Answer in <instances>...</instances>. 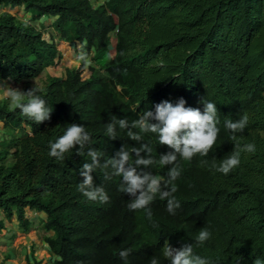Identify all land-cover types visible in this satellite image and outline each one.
I'll list each match as a JSON object with an SVG mask.
<instances>
[{
	"label": "trees",
	"instance_id": "1",
	"mask_svg": "<svg viewBox=\"0 0 264 264\" xmlns=\"http://www.w3.org/2000/svg\"><path fill=\"white\" fill-rule=\"evenodd\" d=\"M0 5L1 87L9 82L22 85V91L33 88L63 57L55 37L80 44L99 63L86 69L82 62L61 75L47 71L49 77L38 87L52 112L40 124L0 99V122L18 131L0 152V212L25 228L26 208L45 214L42 240L51 264H150L153 257L168 264L166 241L175 248L193 243L194 253L209 264L264 259V0H105L98 5L91 0H0ZM18 8L22 16L14 12ZM181 98L185 107L201 112V98L215 103L220 131L207 156L178 161L182 172L174 182L180 203L175 215L158 196L150 205L151 221L143 210L129 211L131 196L121 191V177L105 180L102 167L92 176L109 201L88 200L78 191L80 168L90 162L87 147L80 156L76 148L70 150L63 160L48 154L49 142L70 124L85 127L89 146L102 153L101 163L122 146L131 153L140 142L131 140L127 130L117 126L116 139L106 134L113 116L132 122L163 100L175 105ZM245 115L248 124L236 134L237 141L252 143L256 150L242 153L240 165L224 175L216 167L237 142L224 121ZM141 135L154 160L170 151L156 134ZM150 170L166 176L168 166L156 163ZM201 228L211 237L197 245ZM124 249L129 250L127 261L119 256ZM33 255L26 264H42Z\"/></svg>",
	"mask_w": 264,
	"mask_h": 264
},
{
	"label": "clouds",
	"instance_id": "2",
	"mask_svg": "<svg viewBox=\"0 0 264 264\" xmlns=\"http://www.w3.org/2000/svg\"><path fill=\"white\" fill-rule=\"evenodd\" d=\"M113 38L115 39V36ZM112 39L110 44H112ZM54 41L59 44L61 53L63 48L62 44L66 45L65 48L72 47L71 43L64 42L57 37H55ZM115 44L116 39L114 49ZM74 47L80 48L81 45H75L74 43ZM89 54L86 51L78 57L81 60V64L82 62L85 63L84 67L86 69L92 64L85 62ZM94 61V67L98 68L99 63L96 60ZM50 67H48L47 71H49ZM40 93L41 89L36 83L28 91H21L18 88L12 87H9L5 91V95L9 98L11 104L19 108L24 116L37 124L50 120V114L52 112L46 106V100ZM199 102L203 104V112L199 108L185 107L186 101L181 98L175 105L168 100H163L155 105L154 111L146 110L132 122H129L126 118L118 119L113 116L111 122L105 126L106 134L110 138L116 139V129L118 126L121 130H127L128 137L133 141L140 142V144L139 147H134L131 153L122 146L114 157H111L103 163H101L102 153L89 146L91 137L82 124H70L63 135L54 142L50 141L48 154L50 157L63 160L65 153L70 150L76 148V154L80 156L87 147V155L90 157V162H84L80 168L79 175L83 177V180L78 185V191L88 200L99 201L101 203H107L109 201V196L105 188L102 185H96L92 176L95 169L102 167L106 170L105 180L111 179L112 176L121 177V191L131 196L127 204L129 211L143 210L146 218L151 221L153 213L150 205L158 196L160 200L167 202L166 210L168 213L175 215V210L180 207V203L174 195L177 192V187L174 182L181 176L182 172L178 161L180 159L190 161L197 154L202 157L207 156L216 142L220 131L217 127V105L205 98H201ZM247 124L248 117L246 115L240 117L235 122L232 119H226L224 121L226 129L230 130L233 134L231 137L233 141H237L236 134L242 133ZM142 133L156 134L159 144L166 145L170 151L159 154L158 161L154 160L151 156L152 148L148 144L141 142ZM76 146L79 147L77 148ZM255 150L254 144L246 143L241 146L237 141L234 143V149L231 151V154L221 160L216 170L224 175L229 174L234 168L240 165L242 153H254ZM141 153H144V155H141ZM133 154H135L134 162L131 159ZM156 163L160 166H168L166 176L153 174L150 168ZM202 163H206V161H202ZM108 169H111V171H107ZM153 226L155 227L156 225L154 224ZM210 237V231L207 228H201L195 238V243L197 245L203 244ZM171 246L166 241L163 255L167 259L168 264H209L206 258L194 253L193 243L184 242L179 248ZM128 255L129 250L127 249L119 252V256L124 261H127ZM242 259L240 257L237 264H241ZM150 264H158L157 258H151ZM252 264H264V259L257 257L253 260Z\"/></svg>",
	"mask_w": 264,
	"mask_h": 264
},
{
	"label": "crops",
	"instance_id": "3",
	"mask_svg": "<svg viewBox=\"0 0 264 264\" xmlns=\"http://www.w3.org/2000/svg\"><path fill=\"white\" fill-rule=\"evenodd\" d=\"M26 215L27 228L15 217L7 220L0 212V264H26L28 255L31 258L33 252L35 257V249L45 247L42 241L45 231L41 226V217L45 218V214L26 208ZM36 260H43L42 264H45L42 256Z\"/></svg>",
	"mask_w": 264,
	"mask_h": 264
},
{
	"label": "rangeland",
	"instance_id": "4",
	"mask_svg": "<svg viewBox=\"0 0 264 264\" xmlns=\"http://www.w3.org/2000/svg\"><path fill=\"white\" fill-rule=\"evenodd\" d=\"M103 1H105V0H91V2L94 5H98V4L102 3ZM0 11H2V6L1 5H0ZM15 11L17 12V14L19 16L23 15L22 8L14 9V12ZM114 43H115V39L113 38L112 39V44H110V46H109L111 56H114ZM62 45H63L62 55H63L64 58L61 59L58 62V64L50 67V69H49L50 74L61 75V74H63L65 68H67V67H69V68L70 67H74L75 68V67H79L81 65V60L78 57L81 55V53H85L86 52L85 49H83L81 47L80 48L79 47L75 48L74 47V43H71V46H72L71 48H65L66 45H64V44H62ZM92 54L93 53H90L87 56V59L85 60V62L87 64L92 63L90 65L94 66L93 64H95V61L93 59V55ZM102 61L104 62L105 59L100 60V63ZM84 76H86V74ZM48 77H49V75L47 74V71H45L43 73V75L39 79L36 80L37 81L36 82L37 86H39V87L43 86V83L47 80ZM6 85L4 84L2 87L0 86V99L7 98L9 100V98L5 95V91L9 87H12V86H11V84L9 82L6 83ZM12 88H18V89H20L22 91V85L13 86ZM15 133L17 134V131L15 132L14 129L11 128V127L10 128H5V127L3 128V123L0 122V152H2V151L4 152V151H6L8 149L7 147H8L9 140L11 139L12 136L16 135ZM41 218H43V217H41ZM41 256H42V258H44L45 264H51L53 257L50 255V253L46 249V246L45 247H41V248L38 247V250L35 249V257H36V259H41Z\"/></svg>",
	"mask_w": 264,
	"mask_h": 264
}]
</instances>
